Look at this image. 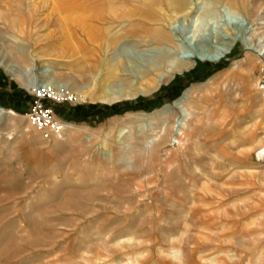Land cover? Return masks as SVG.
Wrapping results in <instances>:
<instances>
[{
	"label": "rangeland",
	"instance_id": "1",
	"mask_svg": "<svg viewBox=\"0 0 264 264\" xmlns=\"http://www.w3.org/2000/svg\"><path fill=\"white\" fill-rule=\"evenodd\" d=\"M95 1L0 0V111L15 115L0 116V264H264V0H105L102 21ZM187 1L192 29L172 17ZM157 29L181 36L155 45ZM142 32L148 46L122 43L112 63L191 68L128 100L83 99L102 37ZM211 50L225 54L203 61ZM36 99L69 137L31 125ZM88 105L107 108L74 111Z\"/></svg>",
	"mask_w": 264,
	"mask_h": 264
},
{
	"label": "bare ground",
	"instance_id": "2",
	"mask_svg": "<svg viewBox=\"0 0 264 264\" xmlns=\"http://www.w3.org/2000/svg\"><path fill=\"white\" fill-rule=\"evenodd\" d=\"M91 9H92L91 10L92 11L91 20L98 19L99 17L95 14V12H93V10H94L93 5H92ZM173 10H174V13H173L172 17L175 18L176 23L179 20H184L187 24L189 23V25L191 26V29L194 27L195 23H197L196 22V15L198 14V4L196 2H188L187 1V2H184L181 4H177V5L173 6ZM191 14L193 16H190ZM112 19H113V17H112ZM113 20H115V19H113ZM95 21H102V20H95ZM161 26H164V23H162ZM161 26H159V27H161ZM172 31H170V33H166V32H162V30L157 29V31L151 35V41L154 42L155 45L173 46L174 47L177 40L172 38V37L179 38L181 35L178 36L179 33L172 34ZM101 40H102V41H100L101 46L98 48V50H95L90 55V62L91 63L88 66L89 78L91 79V83L93 84V87L90 88V87H87L88 86L87 85V86H82L79 88V90L82 91L81 96L83 99L86 98V96H88V95H92L97 90L99 93H102V96H99V98H97V99L101 103H103V105L107 104V103H116V102H119L122 100L123 101L128 100V99L136 96L139 93L138 89L141 88L142 86L145 85L147 87V88H141L142 94L145 95L151 91L150 87L158 86L159 84L164 82L166 77L169 76V74L170 75L179 74V73H182L184 71H188L191 68L190 64H188L186 62H182L173 71L160 72L157 70L150 69V71L146 72L145 74L136 73L134 70V64H132L131 62H126L125 60H119L116 63H112L111 59H112V56L114 55V53L116 51L118 52V47L122 43L137 42V43H139L140 47H147L148 42H151V41H149L146 38V33L142 32V35H138V36H133V35L132 36H120L119 35V36L114 37V38H110L108 35H104V38L102 37ZM15 41H17V40H15ZM137 45H135V46H137ZM230 45H231L230 42H227L223 45V47L226 48ZM13 53H14V58L17 59L20 62V64L24 65L25 67H28V64L30 62L31 63L36 62V58L34 55L33 56L31 55L30 59H29V52H28V49L25 47L18 46L14 49ZM206 53L208 54V56H210L211 62H218L224 56L225 50L222 51L220 53V55H216V51H214V50L203 52L201 54L203 61H208V59H209L207 57ZM195 58L196 57H194L193 60ZM63 65H58L60 70L66 69ZM140 65L141 64H138V66H140ZM30 66H31V69L30 70L27 69L25 71V73L31 72L33 70L34 66L29 64V67ZM14 69H16L19 73H22V71L18 70L17 68H14ZM67 71L69 72V74L74 79V82L77 83V82L81 81L80 76H78L76 74V72L69 71V70H67ZM166 74H167V76H166ZM18 75H20V74H18ZM62 75H63L62 73H55L54 74V76L58 77V78H62ZM120 81H124L126 83V88H124L123 90L114 91L113 87H111V85L113 83H118ZM139 91H140V89H139ZM189 92L190 91H188L186 93H189ZM49 93H51V91ZM186 93L182 96V98L180 100H178V102L176 104L173 105L176 110L179 109L180 104H182V103H184V101H186V98H187ZM52 97H54L56 99H61L62 96H56V94H53ZM89 100L91 101L92 99L89 98ZM166 111H167V108L165 107V108H162L161 110H159L156 114L157 115H163ZM4 114L9 115V116H15L11 112H4L1 110L0 116L4 115ZM158 122H159V120H158ZM166 123L167 124H165V128L163 130V135H166L167 128L169 127L168 126L169 121H167ZM62 126L63 125H60V132L55 135V137L59 140H61L63 136L69 137V135H70V133H68L66 131L69 126L68 127L67 126L62 127ZM182 127L183 128L186 127V123H184ZM61 134H63V136ZM182 134H183L182 132L179 133V138L182 137ZM158 139H161V138H158ZM178 143L179 142H177V144ZM258 152H259V157L264 158V146L261 147L258 150ZM260 258H262V257H260ZM171 259H173V261H175L177 263L180 262V258L178 257L177 252H175V254L171 257ZM226 259H228V261L231 262V259L229 256H226ZM254 260H256V259H254ZM218 263L224 264L223 262H220V261H218Z\"/></svg>",
	"mask_w": 264,
	"mask_h": 264
},
{
	"label": "built area",
	"instance_id": "3",
	"mask_svg": "<svg viewBox=\"0 0 264 264\" xmlns=\"http://www.w3.org/2000/svg\"><path fill=\"white\" fill-rule=\"evenodd\" d=\"M28 118L31 125L39 130L46 139L60 132L59 123L52 119L51 111L43 107L39 99L34 101L33 108Z\"/></svg>",
	"mask_w": 264,
	"mask_h": 264
},
{
	"label": "trees",
	"instance_id": "4",
	"mask_svg": "<svg viewBox=\"0 0 264 264\" xmlns=\"http://www.w3.org/2000/svg\"><path fill=\"white\" fill-rule=\"evenodd\" d=\"M179 94H180L179 91L172 93V95L169 98L170 100L169 99H167V100L172 101L173 99H176L179 96ZM24 99L26 102H31V99L27 95L24 96ZM99 108H107V107H105V106L104 107H97L96 105H88L85 108H78V109H75L74 111H82L83 110L84 112H87L88 114L91 115L93 113L92 111L99 109ZM86 117H88V115H86Z\"/></svg>",
	"mask_w": 264,
	"mask_h": 264
},
{
	"label": "crops",
	"instance_id": "5",
	"mask_svg": "<svg viewBox=\"0 0 264 264\" xmlns=\"http://www.w3.org/2000/svg\"><path fill=\"white\" fill-rule=\"evenodd\" d=\"M105 0H96L94 4V11L95 14L99 17L98 19L94 20H101V15L104 13L105 5H104ZM104 20V19H103Z\"/></svg>",
	"mask_w": 264,
	"mask_h": 264
}]
</instances>
